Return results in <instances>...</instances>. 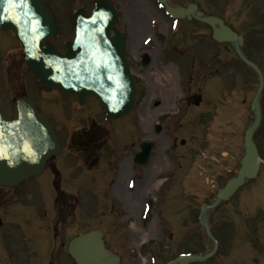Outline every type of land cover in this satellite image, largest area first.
Here are the masks:
<instances>
[{
    "label": "rangeland",
    "instance_id": "rangeland-1",
    "mask_svg": "<svg viewBox=\"0 0 264 264\" xmlns=\"http://www.w3.org/2000/svg\"><path fill=\"white\" fill-rule=\"evenodd\" d=\"M93 1L47 0L55 12L58 13V5L62 6L66 3L77 4L90 11ZM209 1L216 6L227 3L234 5V8H239L237 7L238 5L242 6L245 11L241 14L242 19L239 16L232 15L231 23L239 31L246 33V50L251 55L246 52V57L264 74V0ZM148 12L147 8H143L139 12V17L144 20ZM70 14L71 11L64 18L66 25L62 24L64 32L62 31L60 38H65L66 36L64 35L69 33L68 21ZM0 39L6 45L4 49L0 48V64L7 57V53H10V50H12V57L10 55L8 60L12 59L18 65V67H12L7 76L4 75L3 81L0 79V85L6 79L11 82L16 81V83L20 79L23 83H28V86L29 82L31 85L32 82L35 83L21 59L20 46L17 44L13 46L14 43L10 41L9 35L6 33L1 32ZM56 41L57 43L59 41L62 46V39H56ZM232 67H236V65L232 64ZM247 73L245 87L241 88L235 85V88H233V95H238L240 105L233 104L232 116L236 115L238 117L244 113H247L249 116L247 106L256 91L258 79L253 73ZM232 74L235 75L234 71ZM31 92L32 90L29 89V93ZM32 95L36 98L41 109L49 111L51 107L48 104L54 93H35ZM243 98L246 100V105L244 106L240 103V100ZM262 103L264 108V92ZM7 110L10 112L9 103L7 104ZM62 118V115H55L54 124L59 134L65 137L66 133H68L66 131H71V128L75 127L76 124L71 121V123H68V121L62 120ZM76 121L74 120L73 122ZM249 121L250 118L247 122L237 124L236 127L238 129L232 130L233 134L230 139L232 140L235 154H241L242 137L245 128L249 126ZM76 123L78 124V122ZM93 124L95 123L90 125ZM111 124H113L111 126L112 129L116 128L114 129L116 137L125 136L126 132H132L133 130V127L129 125H119L117 128L116 122H112L109 125ZM235 130L240 133L238 139L235 138ZM221 133L224 134L226 131L223 130ZM135 134L132 132L127 138L125 137L127 143L131 137L135 136L137 138ZM215 135L218 138V131H216ZM181 136L185 135H182L181 132ZM257 140L259 141L264 158V124L257 136ZM63 142H66L65 138H63ZM121 144L122 140L115 141L112 158L104 163L102 166L104 170L102 169L100 173H98L96 168L93 170L95 173L79 175L80 180L78 179V181H81V185L78 189L79 191L74 192L76 203L70 204V207L65 202V199H60L59 197L65 195L61 191L68 190L72 192L77 186L75 179L78 178V172L75 169L76 162L74 159L69 161L70 171L61 178V191L59 187L54 188L52 172L49 170H46L42 175L43 177L41 176L42 178L40 177L41 179L36 183L31 184V182H28L24 184L25 187L21 188V192L27 191L26 195L29 196L28 201L30 202V206L28 205V209L21 210L20 215H29L28 221L35 230V233L39 234L43 232V234L47 235L48 218L51 215V221L56 228L57 263H60V260L63 261L62 259H68L65 256L64 249L60 248L61 243L68 242L79 232L93 229H99L105 233L109 247L121 257V264H165L176 258L179 254L193 253L199 255L205 251H209L210 246L208 245L205 233L197 222V217L199 208L213 201L216 191L221 187L224 178L228 176L225 171L227 163L223 157L222 146L217 147L216 143V152L212 155L217 160V163L211 161L208 164V160L205 159L206 157H201L199 160L196 153H192L189 158L186 157L183 160L185 165H189L192 169H190L191 172L195 174L191 178V184H183L171 172L159 176L162 183L158 190L151 194L147 189L142 190V186L144 185L142 184L143 178L135 181L136 187L139 188L137 193L134 190H128L126 182L129 177L120 180V171L117 173V176L115 175L116 180L113 181L114 183H108L106 187L105 182L114 178L112 170H109V162L119 159L121 156L124 158L128 156V153L123 152L122 148L124 145ZM191 147L190 145L189 148ZM192 155L193 159L190 163L189 160H191ZM194 162L196 165H194ZM173 165V162L169 160L162 162L160 165L155 164L162 171L169 168V171L173 170ZM152 168L153 165L150 174L145 172L143 174L151 177L157 172ZM181 171L179 175L184 178L187 175V169L184 165H181ZM207 177L213 179H209L206 182ZM120 181L122 183L118 185ZM151 189L155 190L157 187ZM139 191L142 192L138 193ZM79 192L83 200L80 198ZM56 193L59 195L57 199H55ZM141 201L151 202V205L155 209L146 219H144L145 215L142 214L143 202ZM158 201L160 205L157 206L156 203ZM20 202H22V205L26 203L25 201ZM185 207H187L188 214L190 215L184 212ZM112 209L113 211L111 212ZM72 216L74 218L69 222L68 220ZM209 220L211 226L214 228L213 230L220 237V243L218 244L223 245L204 264H264V165L260 177L253 183L248 184L230 202L212 211L209 214ZM26 227L25 221H20V228L24 229ZM134 227L137 230V234L141 233L140 235L144 236L142 240L139 239V236L132 233L131 228ZM51 241L52 239L47 238V251L50 248ZM144 242L146 243L142 245ZM42 262L40 260L39 263L42 264Z\"/></svg>",
    "mask_w": 264,
    "mask_h": 264
},
{
    "label": "flooded vegetation",
    "instance_id": "flooded-vegetation-1",
    "mask_svg": "<svg viewBox=\"0 0 264 264\" xmlns=\"http://www.w3.org/2000/svg\"><path fill=\"white\" fill-rule=\"evenodd\" d=\"M114 1V0H113ZM134 4L130 10H125L120 21L119 29L127 40V58L129 66L138 87V99L136 106L126 117L116 121L119 125L133 127L135 134L136 119L144 125L141 135L136 133L127 143V136L132 132H126L125 136L116 137L114 129L106 130L103 125L104 110L98 100L88 98L79 107L75 97L66 99L62 106L64 110L73 111V118L78 122H88L90 114L96 113V133L90 138H83V148L74 146L76 140L84 135L82 128L77 129L66 136L64 143L60 136L57 137L66 153L53 168L52 181L66 175L69 169V161L76 156V169L81 173L92 170L94 167H102L110 158L114 150L115 141L122 140V150L128 153L115 160V164L135 168V155L137 141L142 139L151 144V150L144 168L148 171L152 165H160L165 160L176 162L181 168L180 161L185 155L191 156V148L196 151H208L211 147V133L214 132L216 122L224 123L230 128L232 112L231 96V72H232V47L229 44H216L211 40V30L196 21L183 20L178 22L179 27L171 30V20L158 19V26L152 32L146 21L137 18L135 21L136 7H143L146 3ZM187 6V5H185ZM197 13L205 14L197 6ZM222 18L226 25H230L226 18ZM163 34V35H160ZM151 38L144 45L143 41ZM221 90L223 92H221ZM197 99H199L197 101ZM197 101V102H196ZM80 110V114H77ZM72 118V119H73ZM246 119V117H242ZM93 117H91V121ZM90 121V122H91ZM155 126H158L155 129ZM184 134L185 136H181ZM126 137V138H125ZM227 146L226 159L228 171H232V165H238L239 156L233 150L230 138L223 140ZM112 141V142H110ZM97 147L96 154L92 147ZM109 147V154L106 150ZM76 150L77 155L73 150ZM231 173V172H230ZM81 185V181L78 182ZM20 194V197H22ZM7 197L2 194L1 198ZM15 216V218H13ZM2 226L0 227V261L5 264H19L34 262L36 260V244L34 233L25 235L20 228V221H24V215H0ZM8 220V221H7ZM17 220V221H14ZM8 222V226H7ZM22 264V263H21Z\"/></svg>",
    "mask_w": 264,
    "mask_h": 264
},
{
    "label": "water",
    "instance_id": "water-1",
    "mask_svg": "<svg viewBox=\"0 0 264 264\" xmlns=\"http://www.w3.org/2000/svg\"><path fill=\"white\" fill-rule=\"evenodd\" d=\"M158 1L166 4V0ZM167 11L178 16L175 11L168 8ZM74 20L76 38L66 44V52L61 55L53 45H44L45 40L54 36L57 30L45 3L41 0H0V27L15 33L23 46L27 67L45 91L56 88L65 96L75 94L79 100L94 95L103 101L110 118L127 113L133 106L136 92L126 64L124 41L118 32L111 29L115 22L111 5L100 1L90 16L79 11L75 13ZM203 21L211 26L218 23L220 29H214V39L233 42L238 55L249 65L240 54V37L214 19ZM262 84L260 78V86L252 103L255 122L245 134V155L239 173L219 191L214 205L201 210V224L207 231L206 211L220 201L228 200L245 178L256 176L260 160L252 135L260 121L258 98ZM14 118L17 125L11 127L0 113V185L6 186L16 185L27 176L38 174L43 163L56 153L57 148L46 118L38 115L31 102H17ZM31 143L33 150L30 155L36 159L29 161L27 158L30 155L20 147ZM69 252L77 264H118V259L104 248L100 232L79 235L70 244ZM202 260L182 257L170 264Z\"/></svg>",
    "mask_w": 264,
    "mask_h": 264
},
{
    "label": "bare ground",
    "instance_id": "bare-ground-1",
    "mask_svg": "<svg viewBox=\"0 0 264 264\" xmlns=\"http://www.w3.org/2000/svg\"><path fill=\"white\" fill-rule=\"evenodd\" d=\"M133 230H134L135 235L140 236V233L137 234V230L135 229V227L133 228Z\"/></svg>",
    "mask_w": 264,
    "mask_h": 264
}]
</instances>
